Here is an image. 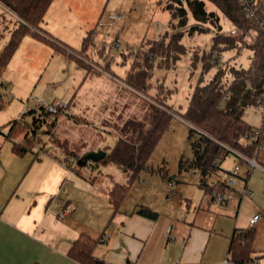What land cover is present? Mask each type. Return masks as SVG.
<instances>
[{
    "label": "rangeland",
    "instance_id": "obj_1",
    "mask_svg": "<svg viewBox=\"0 0 264 264\" xmlns=\"http://www.w3.org/2000/svg\"><path fill=\"white\" fill-rule=\"evenodd\" d=\"M169 4L175 3L171 0H54L47 11L42 28L73 50L79 49L83 37L94 29L97 47L89 49L84 56L67 50L78 59L81 66L79 67L74 59L63 57L48 44L30 35L24 36L7 67L0 74V143L6 142L1 134L7 133L12 122L17 120L25 123L27 131L33 129L35 137L40 139L39 143L33 146L38 152L49 145L53 151L59 149L65 151L68 156L70 151L79 152L86 147L84 156H89L91 160L86 167L83 163L80 166L83 179L88 180L90 177L94 180L117 179L123 172V167L117 162L106 164L98 162L97 166L94 164L101 161V154L106 155L109 152L117 138L122 137L124 133L122 128L127 121L145 120L148 96L156 95L160 83L167 89L168 94L171 93L167 99L168 104L179 112L186 109L189 94L201 72L200 66L197 65L196 70L190 74L188 67L191 52L198 51L200 54L203 49L208 50L211 47L212 29L203 34L184 33L181 43L187 52L177 60L174 69H154L150 82L152 86L147 95L139 94L138 97L139 95L133 91L120 88L106 79L108 89L102 93L101 100L104 113L100 118L86 115L91 122L87 123L84 129L66 130L59 127L55 136L42 139L40 137H44L45 134L50 136V133L46 132V127L42 125L39 129H34L31 126L30 114L23 116V113L25 108L37 109L40 98L49 103L57 99L65 103L70 100L73 89H76L85 77L86 69L102 71L100 67L102 59L96 56L101 47L105 55L113 58L110 64L113 74L105 73L113 80L117 79L115 74H125L128 62L120 64L122 55H126V47L138 45L146 37L158 40L162 34L169 35L173 32L172 27L167 24L170 14L164 9V6ZM205 6L208 11L217 13L223 30L230 28L229 22L218 10L207 2ZM188 18L185 30L193 25L198 26L190 14ZM16 25L15 16L0 6V53ZM251 56L252 53L247 50H239L237 53L228 51L220 54L218 62L220 66L248 68ZM109 57L104 59L105 64L110 62ZM214 72L215 70L210 71L203 82L211 79ZM262 115L259 107H251L245 111L243 117L249 125L260 127L263 123ZM59 117L63 116L56 114V119ZM50 118L52 117H48L47 121L52 120ZM101 120L103 121L100 122ZM98 121L100 124H97ZM188 133L189 127L175 115L149 158L147 169L140 172V178L134 182L129 198L124 204L130 207L133 202H138L150 207L159 214V220H163L162 222H166L165 219L169 216L171 218L169 227L176 228L195 220L198 223L200 221L206 223L211 219L217 220V227L225 228L227 224H235L236 219L244 223L245 216H248L251 208L264 210V173L253 170L247 187H244L241 171H238L237 176L230 174L235 164L239 163L240 169L246 166L234 154H229L222 163L225 172L220 171L226 179L235 182L232 190L234 199L229 200L228 205H218L217 202L210 200L209 195L204 196L196 185L199 175L195 170L178 172L179 158L182 157L184 161L192 158L191 146L187 140ZM258 150L264 162V138ZM162 170L166 173L164 179L158 176ZM216 177L218 178L214 176L211 179L215 181ZM239 195L241 201L235 219ZM197 208L204 209V213L199 212L195 217L194 211L199 210Z\"/></svg>",
    "mask_w": 264,
    "mask_h": 264
},
{
    "label": "trees",
    "instance_id": "obj_2",
    "mask_svg": "<svg viewBox=\"0 0 264 264\" xmlns=\"http://www.w3.org/2000/svg\"><path fill=\"white\" fill-rule=\"evenodd\" d=\"M53 1L0 0V6L13 14L17 22L0 53V74L26 35L48 44L63 57L74 59L78 66H80L78 59L67 50L84 56L89 49H96L94 29L83 37L78 50L65 46L43 31L41 25ZM171 1L176 5L169 4L164 6V9L170 14L167 24L172 27L173 32L169 35L162 34L158 40L146 37L138 45L125 48L126 55H122L120 64L128 62L122 80L124 85L140 95H147L152 86L150 82L154 69H174L177 60L187 52L181 43L185 32L203 34L212 29L211 47L208 50L203 49L200 54L198 51L191 52L189 72L193 73L197 65L200 66L201 72L189 94L186 109L183 112L174 110L167 100L171 93L168 94L167 89L160 83L156 95L148 96L151 103L146 101L148 108L144 114L145 120L127 121L122 128L124 139L117 138L109 152L101 161L94 164L97 166L99 163L117 162L126 173L125 181L113 184L107 192L108 202L115 212L134 182L139 180L140 172L147 169L149 158L175 115L189 127L187 140L192 151V158L189 161L179 158L178 172L195 170L200 176L198 187L206 195L211 196L214 191L223 193L228 190L224 181H214L211 178L221 175V165L229 154L238 153L246 158H252L256 156L261 145V134L252 143L243 141V138L253 130H262L248 125L243 116L244 111L251 107H259L264 115V0L251 1L248 9L242 6L241 0ZM206 2L229 22V29H222L217 13L208 11ZM189 14L198 26L193 25L185 30ZM239 50L252 53L248 68L219 65L217 56L228 51L237 53ZM96 56L102 59L100 62L102 71L113 74L110 69L113 58L105 55L103 47L97 51ZM107 57L110 62L105 64L104 59ZM212 70L215 72L211 79L203 82ZM26 114L32 115L33 112L24 113ZM31 119V126L34 129H39L47 122L46 119L45 122L37 124L34 118ZM50 119H53L54 123L48 128H52L57 121L56 115ZM1 135L4 141L11 142V150L18 157H24L27 153H39L33 146L37 145L40 139L27 131L25 123L13 121L8 132ZM67 161L65 158L64 162ZM158 174L166 177L163 170ZM135 213L146 219L158 218L157 212L146 207H140ZM102 235L92 238L80 234L66 252L67 257L78 264H106L93 254L96 246L101 243ZM253 235L251 229H235L232 232L227 248L229 262L251 264L253 258L250 243Z\"/></svg>",
    "mask_w": 264,
    "mask_h": 264
},
{
    "label": "crops",
    "instance_id": "obj_3",
    "mask_svg": "<svg viewBox=\"0 0 264 264\" xmlns=\"http://www.w3.org/2000/svg\"><path fill=\"white\" fill-rule=\"evenodd\" d=\"M43 31L54 37L44 28ZM89 70L86 69L85 77L73 89L70 100L66 101L69 117L57 118L52 128L48 126L54 121L48 120L43 125L50 136L45 134L40 138H52L59 127L84 129L91 122L86 115L100 118L104 113L102 93L108 89L106 79L120 88L133 91L122 81L125 74H115L117 79L113 80L100 69ZM262 122L260 127L250 126L261 128L263 139L264 115ZM6 143H0V264H78L67 257L66 252L80 234L92 238L103 234L93 254L106 264H232L227 260V248L235 229L253 231L251 264H264V221L250 226L254 215L264 214V210L251 208L245 222L240 223L236 219L240 195L236 201L235 224L219 228L217 220L211 219L206 223L195 220L177 228L169 227V216L166 222L159 220V214L156 220L146 219L135 213L140 207H146L143 204L133 202L127 207L124 203L130 191L115 212L108 202L107 192L113 184L124 182L126 173L123 170L117 179L108 181L94 180L93 177L83 179L80 166L83 163L86 167L91 160L89 156L84 158L86 147L79 152L70 151L67 156L65 151H53L48 145L39 153L18 157L11 150V142ZM259 153L258 150L255 156L257 167L249 169L244 165L243 169H239L243 174L244 187H247L253 170L264 173V162ZM65 158L68 159L66 163ZM221 172H225L222 165ZM220 176L218 178L226 179ZM210 200L214 201L211 196ZM227 202L218 205H228ZM197 210L194 211L195 217L199 212L204 213V209ZM168 228H171L169 233Z\"/></svg>",
    "mask_w": 264,
    "mask_h": 264
},
{
    "label": "built area",
    "instance_id": "obj_4",
    "mask_svg": "<svg viewBox=\"0 0 264 264\" xmlns=\"http://www.w3.org/2000/svg\"><path fill=\"white\" fill-rule=\"evenodd\" d=\"M253 1V0H241V4L242 6L246 7L248 9V5L249 3ZM263 33H264V27H263ZM220 56V55H219ZM217 56V57H219ZM40 102V103H39ZM39 106L37 109H28L25 108L24 113H28V112H33L31 116V118H34L36 123L39 124L40 122H45L46 119L48 117H54V115L59 114L62 115L64 117H69L68 115V104L59 100H54L52 102H46L44 101L43 98H40L38 100ZM23 113V115H24ZM33 131V129H32ZM262 131L260 129H255L252 131L251 134H247L244 138L243 141L245 143H252V141H255L257 139V137L262 133ZM237 158H239L240 160H243V162L246 164V166H248L249 169H252L253 167H257L258 163L255 159V157L252 158H246L241 154H234ZM242 162V161H241ZM240 169V165L238 163V165H235L232 168V171L230 172V174L232 175H238V171ZM218 181H224L226 184V187L228 190H226L223 193H220L218 191H214L211 194V198L219 203V204H224L225 202L231 200L234 198V193L232 192V190H234V185L235 182L233 180H228V179H220L217 178ZM171 193H174L173 190H170ZM245 194V192H244ZM250 195V193H249ZM263 220L264 221V214H256L254 215V217L252 218V220L250 221V226L254 225L257 221ZM171 231V228H168V233Z\"/></svg>",
    "mask_w": 264,
    "mask_h": 264
},
{
    "label": "water",
    "instance_id": "obj_5",
    "mask_svg": "<svg viewBox=\"0 0 264 264\" xmlns=\"http://www.w3.org/2000/svg\"><path fill=\"white\" fill-rule=\"evenodd\" d=\"M104 156H105V155H102V154H101V155H100V158H101V157L103 158ZM86 157H87V155H86L84 158H86Z\"/></svg>",
    "mask_w": 264,
    "mask_h": 264
}]
</instances>
